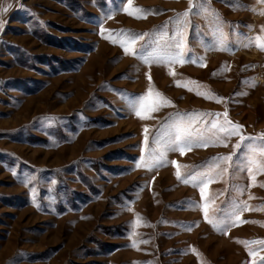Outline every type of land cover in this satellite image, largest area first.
Segmentation results:
<instances>
[{
  "label": "rangeland",
  "instance_id": "rangeland-1",
  "mask_svg": "<svg viewBox=\"0 0 264 264\" xmlns=\"http://www.w3.org/2000/svg\"><path fill=\"white\" fill-rule=\"evenodd\" d=\"M208 3L180 25L184 62L166 63L189 0H131L140 18L128 0H0V264L264 261V170L248 172L264 144V0ZM119 30L141 36L135 55L106 38ZM225 113L243 142L213 128ZM181 118L200 132L183 154L169 146ZM205 204L234 222L214 228Z\"/></svg>",
  "mask_w": 264,
  "mask_h": 264
},
{
  "label": "snow or ice",
  "instance_id": "snow-or-ice-1",
  "mask_svg": "<svg viewBox=\"0 0 264 264\" xmlns=\"http://www.w3.org/2000/svg\"><path fill=\"white\" fill-rule=\"evenodd\" d=\"M131 5V0H128V5H125L123 10L127 12L130 15L137 16V18H140V14L143 12L142 9H131L129 7ZM193 7V0H189V9L186 10L184 13L177 14V31H176V38L175 41L168 43L166 45L165 51L161 57L163 62L166 63H175L177 61L183 63L184 60L182 59L183 57V49H184V35L181 30L180 25L187 23V16L190 14L191 10ZM200 9L207 11L210 9V4L208 3V0H201V4L197 5ZM3 11H6L7 9H2ZM215 12V10H211ZM199 14V13H198ZM183 16L185 17L184 20H180V17ZM101 33L103 34L105 32V29L103 28V25H101ZM109 33L115 32L116 30H107ZM131 30H119V35L113 36V35H108L106 38L111 40L113 43H119L123 48L124 51L127 52H132L133 55L136 54V49L133 47L135 45L136 40L141 39V36L136 35L135 37L127 35L128 32ZM123 35L126 38L121 39L120 36ZM146 35V34H145ZM256 46L260 47L261 49H264V39L257 37L256 38ZM143 47V45H141ZM146 62H149L146 60ZM195 62V61H193ZM149 79L151 77L149 76ZM179 83V82H178ZM152 92L151 89H149L148 94L143 95V96H138L134 99V102L132 103V108L135 111V114L141 118H145L149 112L153 111L156 109L157 104L155 100L152 99ZM155 95L159 96V93H156ZM170 103V101H169ZM216 115H219L217 113ZM225 117V124L229 125V127L225 128L223 125L218 124L216 121L212 122L213 128L219 127L221 132H224L226 135H239L240 136V142H243L246 137L241 135L239 130L243 127L242 125L233 123L232 121L227 119V113L224 114ZM195 123V120L190 119L189 121L185 122L182 118L178 120L175 125H174V139L170 140L169 146L175 150L176 148H179L181 153L183 154V148L184 146L188 145L190 146L192 143H200L199 136L200 132L193 131L192 125ZM147 131V129L145 130ZM262 141H264V133H262L259 137ZM148 137L147 135L145 136V141L147 142ZM238 142L236 145H234L235 148L239 149L241 147V143ZM203 146V145H202ZM249 156V167H248V172L251 174L255 169L258 170H264V144H262L260 147L256 146H250V152L248 153ZM225 161H231L232 156L229 154L228 156H225L222 158ZM175 164L176 162L173 161ZM137 166H140L139 164ZM229 167L231 166L230 164L228 165ZM227 168L223 169V171H226ZM176 175L179 177L181 176V173L177 171ZM193 179H197V177H193ZM187 182V181H185ZM210 182V181H209ZM207 189V183L203 184V187L200 188L201 196L203 197L205 195ZM244 205L243 203H240L238 205H235L232 210H231V216H235V213L240 210ZM204 211V218L208 221V223L212 224L214 228H217L218 230L223 226L224 228L228 227L230 223H233L234 221L230 218V216H225L220 220H212L209 219V212L207 205H204L203 208ZM236 220H239V217H235ZM264 243V242H262ZM133 246H135V242H133ZM195 251V249H193ZM250 254H255L254 252H251ZM261 264H264V261L261 262Z\"/></svg>",
  "mask_w": 264,
  "mask_h": 264
}]
</instances>
